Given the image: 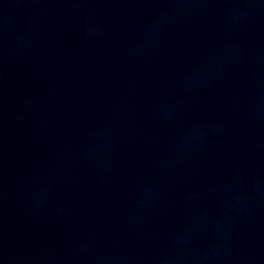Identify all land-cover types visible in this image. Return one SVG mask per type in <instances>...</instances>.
Instances as JSON below:
<instances>
[{
  "label": "water",
  "instance_id": "obj_1",
  "mask_svg": "<svg viewBox=\"0 0 264 264\" xmlns=\"http://www.w3.org/2000/svg\"><path fill=\"white\" fill-rule=\"evenodd\" d=\"M36 8L45 15L31 30ZM0 32V264H37L49 256L74 264L71 249L84 240L94 248L75 264H92L104 252L135 258L129 264H153L170 234L219 215L212 189L228 180L203 156L191 178L130 224L137 178L155 174L153 162L179 131L162 124L155 105L43 4L0 0ZM19 36L26 44L16 50ZM118 107L130 116L121 129L131 135L113 152L111 167L96 170L83 158L86 134ZM62 155L72 160L66 175L59 174ZM42 177L52 183L34 208ZM233 223L239 250L264 264V214L255 208Z\"/></svg>",
  "mask_w": 264,
  "mask_h": 264
},
{
  "label": "clouds",
  "instance_id": "obj_2",
  "mask_svg": "<svg viewBox=\"0 0 264 264\" xmlns=\"http://www.w3.org/2000/svg\"><path fill=\"white\" fill-rule=\"evenodd\" d=\"M43 4L47 0H33ZM72 5V11L78 12L88 0H65ZM163 7L145 25V36L135 47L125 49V54L136 56L153 51L160 36L169 27L184 23L201 15L206 4L221 5L220 11L225 19L228 34L216 49L195 62L180 79L161 81L156 107L158 116L165 126H178V135L169 144L166 153L153 162L155 174L137 178L138 194L135 212L130 224L142 221L160 204L166 190L176 183L191 178L197 171L198 162L205 154L207 141L211 137H221L227 131L229 123L238 126L246 124L250 128L264 129V57L232 42L229 37L239 33L247 24L255 22L264 15V0H155ZM45 9L36 8L29 18V28L40 27ZM95 10H89L85 17V35L89 38L100 36L102 26L98 23ZM26 40L19 36L15 49L25 46ZM3 61V33L0 32V63ZM237 64H249L252 70L249 76V90L246 93L233 92L228 97V118L217 121L193 120L182 125L185 114L197 98L216 83L225 79ZM178 97L169 101V97ZM235 117V119H231ZM130 116L126 110L117 108L113 114L100 124L89 129L83 158L96 170H107L112 164V154L118 145L126 142L131 133H124L121 125L128 123ZM152 140V137L148 138ZM264 147V139L252 144L253 150ZM65 167L59 174L66 175L72 160L63 156ZM184 169V175L178 176L177 170ZM44 185L33 207L39 208L48 196V186L52 177H42ZM215 194L218 213L207 225L187 226L179 232L170 234L167 246L153 258V264H262L259 257L251 253H242L236 242L237 229L234 217L252 216L258 205L264 204V164H252L246 171L237 168L231 180L212 189ZM63 212V209H58ZM202 233L206 235L202 238ZM94 248L93 241L84 240L71 249V259L78 262ZM133 257L112 255L108 252L97 254L92 264H129ZM57 258L49 256L38 260L37 264H56Z\"/></svg>",
  "mask_w": 264,
  "mask_h": 264
}]
</instances>
